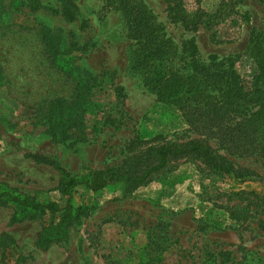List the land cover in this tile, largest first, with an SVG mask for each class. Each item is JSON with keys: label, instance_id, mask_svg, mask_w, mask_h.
<instances>
[{"label": "rangeland", "instance_id": "rangeland-1", "mask_svg": "<svg viewBox=\"0 0 264 264\" xmlns=\"http://www.w3.org/2000/svg\"><path fill=\"white\" fill-rule=\"evenodd\" d=\"M1 1L0 190L62 206L57 167L74 178L107 166L138 169L148 148L193 139L250 177L215 172L187 155L129 190L79 185L69 199L76 218L48 242L44 227L58 214L31 218L28 209L0 205V264H264V203L254 195L264 196V0H182L186 10L215 13L195 30L170 22L166 0H142L190 88L181 109L156 100L129 66L123 15L104 0ZM68 6L71 20L60 14ZM41 28L58 50L56 63L74 77L47 58ZM90 77L86 138L52 139L48 103L70 102L74 81Z\"/></svg>", "mask_w": 264, "mask_h": 264}, {"label": "trees", "instance_id": "trees-1", "mask_svg": "<svg viewBox=\"0 0 264 264\" xmlns=\"http://www.w3.org/2000/svg\"><path fill=\"white\" fill-rule=\"evenodd\" d=\"M171 1L172 3H169L166 0L168 18L170 22L181 23L183 29L195 30L198 25L204 23L202 17H206V19L215 17V13L209 15L206 11L197 7L190 11L186 10L182 0ZM104 2L109 8L121 12L123 15L130 41L126 53L128 64L138 73L144 87L161 103L176 106L178 109L189 106L183 99L190 96L187 94L190 88L178 78L177 68L173 67V60L168 52L169 44L164 37V28L151 10L146 7L142 0H104ZM3 9L4 6L0 0V16ZM60 14L65 20L73 19L71 6L63 8ZM39 34L47 58L58 69H61L65 76H73L71 69H64L56 63L58 50L51 40L49 31L46 28H41ZM262 52L264 53V50ZM260 71L262 73L261 77H264V68H261V66ZM94 80L95 77H90L86 80L74 81V97L70 102L62 98H55L48 103L45 121L49 126L52 139L58 137L62 140L83 141L86 138L84 106L93 88L92 82ZM114 90L120 91V88L114 87ZM117 120L115 117L109 118L107 116L105 118V121L109 123ZM193 123L195 122H189L188 124L197 126ZM187 155L199 157L207 167L215 172L229 174L236 179L250 177V175L242 177L241 174H238L228 160L219 154H215L204 140L193 139L178 144L169 142L148 148L140 157L144 158L141 162L144 161L145 164H142V167L138 169L137 165L133 168L107 166L93 170L81 178H74L68 176L62 168L57 167L60 176L56 190L65 197V203L62 206L52 200L39 202L27 197H20L14 194L13 190H0V205L12 203L19 208L28 209L33 212L31 218L36 213H48L50 218L58 214L57 222H50L44 227L46 236L43 237V240L48 242V237H51L53 232H61L68 225L69 222L66 219L76 218V215L72 214V207L69 202L71 193L76 186L81 185L91 192L99 191L107 186L129 190L146 182L151 174L161 170L168 160ZM28 157L42 164L55 165L53 160L38 153L28 154ZM254 195L259 196L264 203L263 195ZM258 228L264 231L263 219L258 220ZM0 246L2 249L4 248V241L0 242Z\"/></svg>", "mask_w": 264, "mask_h": 264}]
</instances>
